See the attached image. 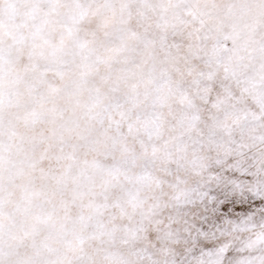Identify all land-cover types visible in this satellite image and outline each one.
I'll use <instances>...</instances> for the list:
<instances>
[{
  "label": "snow or ice",
  "instance_id": "snow-or-ice-1",
  "mask_svg": "<svg viewBox=\"0 0 264 264\" xmlns=\"http://www.w3.org/2000/svg\"><path fill=\"white\" fill-rule=\"evenodd\" d=\"M0 264H264V0H0Z\"/></svg>",
  "mask_w": 264,
  "mask_h": 264
}]
</instances>
